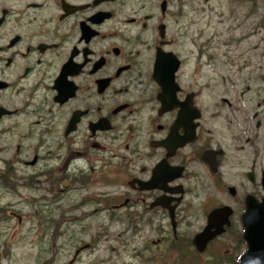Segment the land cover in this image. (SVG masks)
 <instances>
[{"label": "flooded vegetation", "instance_id": "flooded-vegetation-1", "mask_svg": "<svg viewBox=\"0 0 264 264\" xmlns=\"http://www.w3.org/2000/svg\"><path fill=\"white\" fill-rule=\"evenodd\" d=\"M215 13L209 0H0V262L4 225L34 221L39 237L49 208L54 257L55 224L99 217L140 241V264L239 263L247 200L264 203V110L243 112ZM208 227L220 232L197 245Z\"/></svg>", "mask_w": 264, "mask_h": 264}, {"label": "rangeland", "instance_id": "rangeland-1", "mask_svg": "<svg viewBox=\"0 0 264 264\" xmlns=\"http://www.w3.org/2000/svg\"><path fill=\"white\" fill-rule=\"evenodd\" d=\"M209 3L216 8L213 16L216 29L222 31L223 28L225 30L229 28L231 32L230 38H227L231 41L229 52L227 48L221 47L220 51L216 50V53L218 60L222 61V56H225L223 51H227L226 55L237 64L236 71L240 69L242 77L236 90L245 88L240 102L243 112L246 115L254 112L258 102L263 105L262 110H264V0H209ZM219 19H222L223 23L219 24ZM226 67L228 65L222 62L217 63L219 71H226ZM229 97L235 100L236 95L233 89ZM42 209L40 235L36 236L38 239L35 237L37 224L34 221L21 225L7 222L4 225L2 229L14 236L10 239L8 235L3 239L4 259L0 264H44L49 260L51 264H54L56 260L58 262L63 260V264H69L71 259H74L72 264H92L93 254L99 251L109 254L110 264H122L121 260L126 254L131 256L132 264H140L136 254L140 241L133 240L129 229L124 232V225L110 224L104 220V229H97V226L102 224L99 217L98 221L92 218L83 223L55 224V227H59V232L67 231V233L54 241L55 249L65 248L64 254L54 257L50 252L49 236L40 231L41 228L50 232L54 231L53 227L44 223L47 210L50 209ZM101 231L102 233L96 236V233ZM37 242L38 246H36ZM85 243L91 244V247L74 258L73 249ZM8 257L9 259L6 260Z\"/></svg>", "mask_w": 264, "mask_h": 264}, {"label": "water", "instance_id": "water-1", "mask_svg": "<svg viewBox=\"0 0 264 264\" xmlns=\"http://www.w3.org/2000/svg\"><path fill=\"white\" fill-rule=\"evenodd\" d=\"M243 224L245 226L244 239L247 242V251L238 264H264V203L257 204L248 198L247 211L243 215ZM219 232L211 231V228L208 227L195 238V243L197 245L198 242L205 243Z\"/></svg>", "mask_w": 264, "mask_h": 264}, {"label": "bare ground", "instance_id": "bare-ground-1", "mask_svg": "<svg viewBox=\"0 0 264 264\" xmlns=\"http://www.w3.org/2000/svg\"><path fill=\"white\" fill-rule=\"evenodd\" d=\"M106 254H104V252H102V251H99V252H97V254L96 253L93 254L92 261L95 264H109L108 260H109L110 256L108 254L107 255ZM125 263L128 264L127 261H125Z\"/></svg>", "mask_w": 264, "mask_h": 264}]
</instances>
